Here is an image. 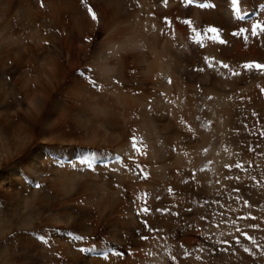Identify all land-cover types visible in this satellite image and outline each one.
<instances>
[{"label": "bare ground", "instance_id": "bare-ground-1", "mask_svg": "<svg viewBox=\"0 0 264 264\" xmlns=\"http://www.w3.org/2000/svg\"><path fill=\"white\" fill-rule=\"evenodd\" d=\"M87 4L0 0V128L32 140L0 168V264H264V44L230 35L237 0Z\"/></svg>", "mask_w": 264, "mask_h": 264}, {"label": "snow or ice", "instance_id": "snow-or-ice-1", "mask_svg": "<svg viewBox=\"0 0 264 264\" xmlns=\"http://www.w3.org/2000/svg\"><path fill=\"white\" fill-rule=\"evenodd\" d=\"M80 3L85 5L87 10H88V15L90 16L91 20L94 22L98 21V16L97 13L93 10L92 7L88 6L87 4V0H80ZM238 5L240 6V14L235 16L234 19L236 20V24L237 27L230 33V35H232L234 38H242L243 41L245 42V44L248 43L250 38H253L255 40H257L258 42H261L262 44H264V18L258 19L257 21H249V17L252 15V13L250 11H245L243 8V0H237ZM191 6V5H188ZM41 7H43V4H41ZM212 7H215V5H212ZM258 16H260L261 13H264V2H261L259 5V10H258ZM179 23H183L184 26H188L186 23H184V21H187L189 19L187 18H177ZM258 22V26L255 29V33H253V25L257 24ZM162 23L172 27L173 25V21L171 19H169L168 17H163L162 19ZM241 30H243V34H241ZM219 31V29H218ZM245 37H247V39H245ZM221 39L223 40L224 38ZM225 43H228L227 40H224ZM49 42L45 41V44L47 45ZM246 63H264V62H258V61H252V62H246ZM253 72H257L256 69H252ZM260 74L264 75V69L260 70ZM81 77H84V73L81 72L80 73ZM90 85V87L94 90L97 91L98 90V81L95 78H92L90 80L87 81ZM151 103V102H149ZM38 110V105L36 103L33 104L32 106V112H37ZM17 141L18 142H28L30 140V136L27 132L21 130L17 133ZM134 140V138H133ZM83 163L78 162L79 165L81 166H86L87 169H89L90 171H95L96 168L94 167L95 165V160L94 158H90V159H83L82 160ZM113 164H125L124 162V157H122L121 155L117 154L115 155L114 159L107 162V163H103L102 167H104L105 169H110L111 165ZM72 168H76L77 164H73L71 165ZM112 169V168H111ZM126 171L128 169H125ZM146 177H143V174H141V180L145 179ZM116 187H120V185H116ZM36 188H40V185H36ZM132 203H136V198L134 197ZM146 211H137L136 208H134L135 214L136 216L139 218L142 214H148L150 209L148 207H145ZM156 211V210H155ZM141 223L144 225V227L148 230V229H152V231H161L159 229H153L148 221L142 220ZM14 235V233H13ZM33 235H35V233H33ZM64 235L69 238L72 242H80V243H85L89 240H94L95 237H87L85 235H80V234H74L73 231H66L64 232ZM35 239L42 245L48 246L49 249H51L52 244H51V238L46 236V235H35ZM141 240H146V236L141 235L140 236ZM229 247V245H227ZM182 250L184 248V246H181ZM227 248H225L226 250ZM76 251L80 252V253H96L97 256H99L103 261L108 262L113 258H123L126 256V253L122 250H114L112 248H109L108 250L100 253L96 251V246L93 244L91 247H80L77 246ZM57 255H59L57 253ZM181 258H187L182 256Z\"/></svg>", "mask_w": 264, "mask_h": 264}, {"label": "clouds", "instance_id": "clouds-1", "mask_svg": "<svg viewBox=\"0 0 264 264\" xmlns=\"http://www.w3.org/2000/svg\"><path fill=\"white\" fill-rule=\"evenodd\" d=\"M35 99L36 97H33L27 101L28 110L32 111ZM25 127L24 122L21 121L13 128H7V130L0 128V168L23 155L32 143L31 139L23 143L17 141V131Z\"/></svg>", "mask_w": 264, "mask_h": 264}]
</instances>
